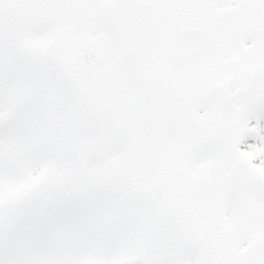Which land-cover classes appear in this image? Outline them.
Here are the masks:
<instances>
[{"label": "snow or ice", "instance_id": "6c2138e0", "mask_svg": "<svg viewBox=\"0 0 264 264\" xmlns=\"http://www.w3.org/2000/svg\"><path fill=\"white\" fill-rule=\"evenodd\" d=\"M0 264H264V0H0Z\"/></svg>", "mask_w": 264, "mask_h": 264}]
</instances>
